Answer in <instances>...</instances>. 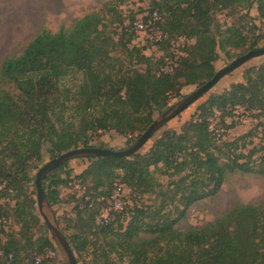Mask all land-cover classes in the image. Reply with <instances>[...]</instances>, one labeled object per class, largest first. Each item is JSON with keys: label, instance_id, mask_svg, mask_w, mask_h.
Returning a JSON list of instances; mask_svg holds the SVG:
<instances>
[{"label": "trees", "instance_id": "16d2710c", "mask_svg": "<svg viewBox=\"0 0 264 264\" xmlns=\"http://www.w3.org/2000/svg\"><path fill=\"white\" fill-rule=\"evenodd\" d=\"M114 1L78 19L71 29H43L22 54L1 64L0 175L6 186L0 200H14L20 230L0 239V264H35L37 254L55 245L42 222L31 174L44 152L54 158L74 148L105 147L92 144L90 138L102 131L138 138L153 123V115L167 110L184 86H200L215 75L219 48L230 45L248 52L261 47L264 39L250 14L256 6L263 22L264 0H150L151 7H141L127 19ZM146 10L161 15V28L168 33L161 42L164 51L174 37L194 40L173 73L161 72L165 57H151L145 46L133 43L137 38L133 23ZM224 10L239 18L219 33L216 14ZM107 16L123 26L118 39L107 35ZM120 46L126 49L125 59H137L145 67H128L127 60L114 56ZM71 73L81 74L75 88L67 84ZM239 107L257 117V124L237 137L218 135L212 119L219 113L226 123ZM68 166L69 161L49 172L43 186L54 207L62 187L80 183L75 231L68 234L61 228L75 254L91 247L90 264H264V200L238 203L200 227H178L192 205L217 195L228 175L264 176V61L246 69L243 81L210 95L180 131L166 130L147 152L87 158L78 174ZM119 185L154 199L151 204L133 199L113 221L101 223ZM5 214L0 209V218ZM36 227L41 229L38 236ZM53 263L46 259L39 264Z\"/></svg>", "mask_w": 264, "mask_h": 264}, {"label": "rangeland", "instance_id": "374dc122", "mask_svg": "<svg viewBox=\"0 0 264 264\" xmlns=\"http://www.w3.org/2000/svg\"><path fill=\"white\" fill-rule=\"evenodd\" d=\"M108 0H0V69L3 60L7 57H15L22 54L26 46L33 40V38L43 29H48L52 32H58L62 27L67 29L73 28L76 21L88 13L98 11ZM116 5L117 11L121 12V16L125 19L130 15L137 13L141 7H151L150 0H116L113 2ZM240 10H244L241 9ZM250 14L256 17L253 24L260 26L259 33L264 34V24L258 19L257 7L254 6L250 10ZM239 14H230V10L218 11L216 14L219 24V33L225 31L234 22H237ZM107 35L118 39L119 35L123 33V26L118 23H113L111 17L107 16ZM125 25H129V20H126ZM250 24H248L249 28ZM247 28V29H248ZM178 37V36H177ZM176 38V37H174ZM173 39V38H172ZM192 41H194L192 39ZM139 46H145L144 52L156 59L165 57V64L168 59H174L185 53L187 47L181 48V53L175 55L169 45L168 51L162 49L161 43H153L143 40L137 35L133 42ZM260 46H264V39L261 40ZM247 52L245 48H236L228 45L226 50L218 49L219 57L214 61L215 70H219L238 56ZM126 49L122 46L115 49L114 56L125 59ZM127 60V59H125ZM179 61V60H178ZM264 61V55L251 59L241 67L235 69L232 73L224 76L205 96L199 99L194 104L190 105L186 110L167 122L146 144L139 152L145 153L154 144L163 132L169 129L180 131L181 128L189 122L197 113V108L210 95L219 94L225 89L230 88L233 83L244 80V73L246 69L257 66ZM128 67L144 68L145 65L138 63L137 59L133 61L127 60L125 63ZM81 79L80 73H71L67 84L71 88ZM198 84L184 86L180 94L170 99L168 108L177 101L184 98L196 89ZM161 113L156 112L153 117L156 119ZM220 114L218 113L212 119V127L218 135H223L224 138L237 137L243 133L248 132L258 122V118L244 112V109L239 107L238 111L233 117L225 118L226 123L221 122ZM92 144H103L106 148L114 150L123 149L131 144L137 138V134L133 136H122L115 130L102 131L90 136ZM52 157L47 152H44L43 160L39 163L37 168L31 172L36 175L37 171ZM87 165V159H74L69 161V169H72L73 174L81 173ZM0 179H3L0 175ZM163 182L168 181V177L161 176ZM32 187L30 190H33ZM124 203L125 205H132L133 199H138L141 203L151 204L153 195L146 194L144 197L136 196L132 191L124 187ZM83 189L78 190L72 182L62 187L61 200L53 207L63 230L71 234L75 231V212L79 206L80 200L78 197L82 194ZM138 195V194H137ZM36 197V196H35ZM37 198V197H36ZM264 200V176L255 173L236 172L226 177L220 191L214 197H208L192 205L187 212L186 219L178 223L180 229H187L190 227H200L208 222L223 216L228 211L233 209L238 203H254L258 204ZM1 210L5 211L6 218L0 223V239L5 240L8 233L17 232L20 230V224L13 215L14 200L11 197H5L0 200ZM125 207V206H124ZM43 219V218H42ZM44 220H42L43 222ZM36 236L41 234V229L36 227L34 229ZM53 238V237H52ZM90 239H93L92 237ZM54 240V239H53ZM55 242V241H54ZM91 247L81 254H76L79 258V264H90L92 261ZM56 264H67L63 254Z\"/></svg>", "mask_w": 264, "mask_h": 264}, {"label": "water", "instance_id": "95a60500", "mask_svg": "<svg viewBox=\"0 0 264 264\" xmlns=\"http://www.w3.org/2000/svg\"><path fill=\"white\" fill-rule=\"evenodd\" d=\"M264 55V46L255 48L248 51L245 54L240 55L233 61H231L225 67L216 71L215 75L206 83L197 86L190 94L186 95L181 100L171 105L167 110L161 113L150 127L142 133L135 141L126 146L123 149L114 150L106 147H79L66 151L57 157L51 158L37 171L35 175V187L37 192L38 210L43 217L49 231L55 241V244L62 252L67 264H79L76 254L73 251L68 239L66 238L61 225L58 221V217L51 206L46 191L43 186L44 178L49 172L67 161H71L79 158H91L100 156L111 157H130L134 153L145 146V144L171 119L179 115L186 110L190 105L197 102L203 96H205L224 76L232 73L235 69L241 67L253 58Z\"/></svg>", "mask_w": 264, "mask_h": 264}, {"label": "built area", "instance_id": "2783aa9c", "mask_svg": "<svg viewBox=\"0 0 264 264\" xmlns=\"http://www.w3.org/2000/svg\"><path fill=\"white\" fill-rule=\"evenodd\" d=\"M161 15L157 10H146L136 16L133 23L135 33L143 40L161 43L168 38V33L165 32L160 25ZM192 39L181 35L170 40L171 49L175 55L181 53V48L187 47L192 43ZM179 68L178 58L168 59L167 63L161 68L163 73H173ZM6 186V181L0 179V192ZM75 188L81 189V185L78 181L74 182ZM124 187L119 185L114 194L112 195L109 203L110 206L102 213L100 222L108 224L115 219L116 213L123 210L124 203ZM4 218H0V223L4 221ZM0 255H3V251L0 249ZM62 257V252L59 247L55 244L54 247L47 249L43 253L37 254L35 257V264H39L43 260H53L56 264V260Z\"/></svg>", "mask_w": 264, "mask_h": 264}, {"label": "crops", "instance_id": "0c3cea01", "mask_svg": "<svg viewBox=\"0 0 264 264\" xmlns=\"http://www.w3.org/2000/svg\"><path fill=\"white\" fill-rule=\"evenodd\" d=\"M262 24H264V21L262 22Z\"/></svg>", "mask_w": 264, "mask_h": 264}]
</instances>
